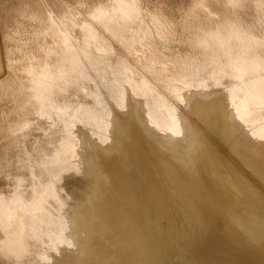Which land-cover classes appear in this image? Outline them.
Masks as SVG:
<instances>
[{"label": "bare ground", "instance_id": "bare-ground-1", "mask_svg": "<svg viewBox=\"0 0 264 264\" xmlns=\"http://www.w3.org/2000/svg\"><path fill=\"white\" fill-rule=\"evenodd\" d=\"M42 1L0 66V264H264V0ZM70 77L95 88L68 112ZM32 116L61 125L36 160Z\"/></svg>", "mask_w": 264, "mask_h": 264}, {"label": "rangeland", "instance_id": "rangeland-1", "mask_svg": "<svg viewBox=\"0 0 264 264\" xmlns=\"http://www.w3.org/2000/svg\"><path fill=\"white\" fill-rule=\"evenodd\" d=\"M45 1L50 7L52 6V9L55 10L56 12H58V10L61 9L62 4L63 6H65L67 2V0H45ZM110 1L111 0H68V2L78 3V7L76 6L77 4H73L72 6L73 7L75 6L74 8L80 10L76 14L78 20L80 21L87 14L91 13L93 10H97V8L104 9L107 6H110L111 4L109 5V3H112V1L111 2ZM141 1L145 6L146 15L151 13L153 14L156 9L157 10L161 9V11L164 10L162 14L171 22V24L174 22V17L176 19L180 17L181 9H183L191 2V0H141ZM43 4L44 3L42 0H0V66L6 62L7 59L6 56L9 57V55L12 53L11 50L12 49L15 50L16 46H20L22 44L21 38H19L20 36H18L19 32L17 30L19 25H24L25 27L34 29L33 27L39 25V23L41 22V21L38 22L31 21V18L25 19L23 14H21L22 11L27 10V13L28 11L29 13L30 11L35 12L38 17L42 18L41 19L43 22L42 25H45L48 22L46 19V12L44 10L45 4L44 5ZM255 15L252 11H248V13L244 15L243 18L245 20L247 19L249 21H252V20H256L255 17L257 15L256 16ZM148 20L152 23V25ZM161 24H159L157 20H150L147 18L148 27L150 29L154 28L156 30V33L160 35L165 34V31L169 30L168 28L170 27V24L168 25L167 24L163 25V23ZM183 50L187 51V48L185 47ZM49 60L51 61L52 59ZM9 81H10L9 78L6 75L1 76L0 96L6 95L4 87L8 85ZM64 87L65 90L63 88L62 92L60 91L61 94L60 92H58L59 89L57 90L58 94L56 98L61 104V106L62 107L64 106L63 108H65V110L67 108L68 112H70L72 108H73L72 111L77 109L79 107V106L77 107V105H82L83 101H85L84 104H87L89 102V98H87L88 93H90V91H92L95 88V86L89 83L88 81L79 83L78 86H75L74 77H70L69 81L65 83ZM76 99L78 101H76ZM138 99L140 100V98L137 97L136 99L137 102L139 101ZM78 102L79 104H77ZM32 122H34L37 125V130L33 133L29 141L26 143V146L29 153L32 155V159L36 160L39 159V155L43 149L47 150L48 152L52 151L53 142L55 141L49 138L50 133H52L54 130L52 134L58 137L59 136L58 133H60L61 131L60 130L61 125L56 123L54 120L50 121V120L42 119V121H40L39 119H37V117L34 116H32ZM10 147L11 145H8L6 141L3 139V137L0 136V193L7 191L10 188L9 183L4 178L5 175L7 174L12 175V173H17L16 171L17 167L14 158L15 155L20 154L21 151L18 150L17 148H10ZM3 151L6 152V155L3 154Z\"/></svg>", "mask_w": 264, "mask_h": 264}]
</instances>
